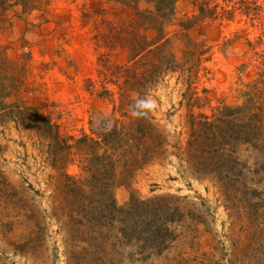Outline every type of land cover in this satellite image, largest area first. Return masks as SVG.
<instances>
[{
    "label": "rangeland",
    "instance_id": "1",
    "mask_svg": "<svg viewBox=\"0 0 264 264\" xmlns=\"http://www.w3.org/2000/svg\"><path fill=\"white\" fill-rule=\"evenodd\" d=\"M16 1L0 0V264H108L79 249L89 236L64 175L82 176L73 143L90 119L126 122L144 98L162 145L130 175L116 169L113 198L172 194L187 214L159 255L124 249L109 264H264V0H176L159 49L134 58L156 33L144 1ZM244 89L261 116V149H237L254 192L188 164L191 118L239 104Z\"/></svg>",
    "mask_w": 264,
    "mask_h": 264
},
{
    "label": "trees",
    "instance_id": "2",
    "mask_svg": "<svg viewBox=\"0 0 264 264\" xmlns=\"http://www.w3.org/2000/svg\"><path fill=\"white\" fill-rule=\"evenodd\" d=\"M112 1L123 6H135L144 1L150 6L139 14L151 19L153 23H149V27L156 33L150 41L130 49V56H145L159 49L165 40H162V22L171 14L176 0ZM16 3L25 9L20 0ZM197 10L201 13L203 9L198 6ZM248 90L241 93L239 104L222 102L210 115L199 113L192 117L187 148L192 172L209 175L225 189L246 188L254 192L255 189L246 185L243 177L245 165L237 155L241 145L261 149L260 106ZM130 104L134 110V101ZM150 119L146 112L132 115L126 122L111 114L99 115V125L94 126L90 119L88 133H82L73 143L80 153L82 176L64 175L63 187L72 197L70 212L76 222L83 225L80 232L89 236L79 249L89 252L98 261L109 264L114 255L124 249L141 262L159 255L175 240L177 227L187 214L172 194L145 198L130 195L123 205H117L113 198L116 169L130 175L149 162L162 145L161 133ZM42 124L50 133L49 122L42 119ZM52 137L56 138L55 131ZM63 146L67 147V144ZM255 228L257 232L260 229L264 232V227ZM109 234H113V239H109Z\"/></svg>",
    "mask_w": 264,
    "mask_h": 264
},
{
    "label": "clouds",
    "instance_id": "3",
    "mask_svg": "<svg viewBox=\"0 0 264 264\" xmlns=\"http://www.w3.org/2000/svg\"><path fill=\"white\" fill-rule=\"evenodd\" d=\"M152 101L150 98H144L136 101V104L134 106V110L132 112L133 116H138L144 114L148 110L149 104H151Z\"/></svg>",
    "mask_w": 264,
    "mask_h": 264
}]
</instances>
